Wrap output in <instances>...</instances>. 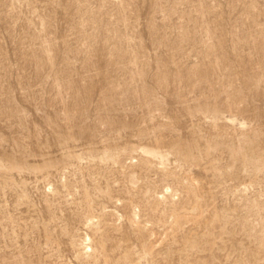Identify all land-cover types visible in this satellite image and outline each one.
Wrapping results in <instances>:
<instances>
[{"label":"rangeland","instance_id":"374dc122","mask_svg":"<svg viewBox=\"0 0 264 264\" xmlns=\"http://www.w3.org/2000/svg\"><path fill=\"white\" fill-rule=\"evenodd\" d=\"M0 264H264V0H0Z\"/></svg>","mask_w":264,"mask_h":264},{"label":"bare ground","instance_id":"6f19581e","mask_svg":"<svg viewBox=\"0 0 264 264\" xmlns=\"http://www.w3.org/2000/svg\"><path fill=\"white\" fill-rule=\"evenodd\" d=\"M152 151H153V150H152ZM153 152H154V151H153ZM153 152H152L151 154H154V155H155L156 153H153ZM157 155H159V152L157 153ZM159 156H160V155H159ZM157 157H158V156H157ZM161 159H162V156H161ZM87 241H88V239H87Z\"/></svg>","mask_w":264,"mask_h":264}]
</instances>
